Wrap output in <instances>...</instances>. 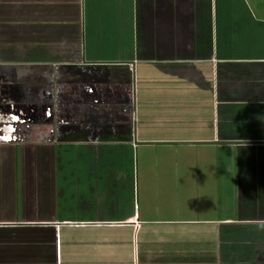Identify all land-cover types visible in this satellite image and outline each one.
I'll list each match as a JSON object with an SVG mask.
<instances>
[{
	"label": "crops",
	"instance_id": "obj_1",
	"mask_svg": "<svg viewBox=\"0 0 264 264\" xmlns=\"http://www.w3.org/2000/svg\"><path fill=\"white\" fill-rule=\"evenodd\" d=\"M0 264H264V0H0Z\"/></svg>",
	"mask_w": 264,
	"mask_h": 264
}]
</instances>
